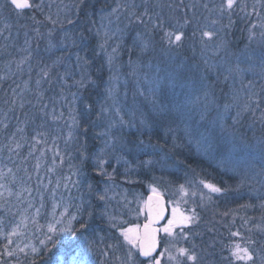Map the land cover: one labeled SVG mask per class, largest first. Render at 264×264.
<instances>
[{
  "label": "rangeland",
  "instance_id": "obj_1",
  "mask_svg": "<svg viewBox=\"0 0 264 264\" xmlns=\"http://www.w3.org/2000/svg\"><path fill=\"white\" fill-rule=\"evenodd\" d=\"M30 2L32 7L24 13L14 9L9 0H0V82L11 84L8 93L18 108L28 103L24 105L36 107L38 114L36 120L27 114L7 127L5 108L0 106L1 260L6 264H149V258L141 259L138 248L125 241L122 229L140 232L146 222L145 196L158 193L164 197L168 212L159 226L154 256L166 248L177 255L176 249L185 248L197 260L180 257L182 264H230L231 247L238 243L254 253V264H264V185L258 175L264 138L259 134L248 138L255 132L256 124L264 127V0H235L230 11L221 10L224 0ZM117 3L121 5L118 14L112 12ZM126 3L135 5V16H128L129 9L123 8ZM238 15L246 20L247 27L236 30V40L231 24ZM161 22L163 27H156ZM166 30L184 33L180 47L169 48L162 42ZM204 31L215 33L207 47L200 42ZM105 32L116 35L106 51H101L98 45ZM138 32L153 41L146 51L133 44ZM118 44L109 66L108 56ZM205 59L215 67L209 70ZM237 63L243 71L229 73L228 69ZM134 67L139 77L133 75ZM169 73L179 83L159 93L157 103L171 108L176 99L183 100L184 94L191 92L193 97L201 96L203 108L207 91L209 120L224 113L225 104L231 106L224 114V123L234 132L238 146L229 160L225 144L219 143L224 153L211 157L216 158L211 176H193L189 168L181 166L186 151L207 157L210 148L198 145V138L190 140L185 136L184 124L175 114L153 111L149 93L139 94L148 87L145 76L164 78ZM92 74L98 76L95 78L100 85ZM82 78L83 86L75 83ZM185 82L188 86L182 88L180 84ZM45 83L50 86L41 88ZM214 86L220 92L214 91ZM109 87L115 89L111 97ZM92 93L97 99L88 129L82 121L88 119L90 107L85 100ZM44 94L53 95L48 104L38 98ZM102 107L107 111L102 112ZM142 115L145 125L140 123ZM163 116L167 121L161 123ZM120 117L125 121L123 125L118 123ZM194 119L199 120V115ZM113 121L117 123L109 131L108 125ZM168 128L173 131L166 134ZM140 141L157 150L137 149ZM249 158H254L251 170L242 163ZM101 160L105 162L103 172ZM246 172L254 178L240 185ZM225 177L231 179L227 182ZM201 180L227 189L226 194H210ZM100 195L105 199L100 200ZM225 195L228 200L234 198L241 203L218 207L215 217V198ZM256 198L253 205L247 204ZM174 209L178 217L195 214V219L190 224H177L173 234L168 235L161 230L173 219ZM210 214L216 224L228 226L232 233L230 242L222 232L220 239L211 235L214 232L210 231ZM251 214L254 215L250 217ZM243 218L246 230L252 225L256 232V236H249L250 240H258L256 243L250 244L240 231L238 221ZM14 228L15 235L9 238L7 233ZM48 237H52L51 242ZM168 255L165 252L160 257L163 264H175Z\"/></svg>",
  "mask_w": 264,
  "mask_h": 264
},
{
  "label": "snow or ice",
  "instance_id": "obj_2",
  "mask_svg": "<svg viewBox=\"0 0 264 264\" xmlns=\"http://www.w3.org/2000/svg\"><path fill=\"white\" fill-rule=\"evenodd\" d=\"M10 5L14 6L15 9H26L32 7V4L30 0H9ZM235 0H224V3L221 5V10H231L234 7ZM37 8H39V5H36ZM207 7V5H205ZM121 8V5L117 3L116 8L112 9L113 13L118 14V9ZM123 8L129 9L128 11V16L133 17L135 16L134 8L135 5L131 4H124ZM143 15V14H141ZM136 20L140 21V23H143L140 17H136ZM133 21L130 19L129 23H132ZM53 23H56V21H53ZM188 22L185 21V24ZM156 27H163V23L161 22L160 24L156 25ZM183 27V26H181ZM97 35L99 36L100 33L98 32ZM115 33H112L109 35L108 32L104 33V39L103 42L98 45V48L101 51H106L108 43L115 38ZM215 38V33L212 31H204L201 35V44L207 47L208 42L213 40ZM251 38V37H250ZM162 42L166 43L169 48L175 46V47H180L184 41V33L182 31H170L166 30L164 31L163 36L161 37ZM153 41L150 39L146 38L142 33H137L136 37L133 40L134 46L140 47L141 51H146L148 50L150 44H152ZM119 47V44L117 45V48L112 49V54L108 56V63L109 66L112 65V61L114 59V55L117 52ZM220 50V46H216V51L218 52ZM80 59V57H77ZM239 59V58H238ZM85 64H87V61H84ZM132 61H129V64L132 65ZM205 65H207L208 69L211 70L215 67V65L209 64L208 60H204ZM160 69L157 67V72H159ZM243 70L240 68L239 63L236 64L234 68H229L228 72L229 73H241ZM44 75H48V72L45 71ZM133 75H136L139 77L138 70L134 67ZM228 77L226 76L225 79ZM112 79H115L113 77ZM148 84V87L144 91H140V95H144L145 91L149 93L153 97V111L161 114V115H173L175 114L176 116L179 117L180 121L184 124L183 132L184 135L187 136L190 140L192 138H198L197 139V144H204L207 145L209 148L212 147L213 142L215 141L217 144L220 142H223L226 146V149L228 151L229 155V160L232 158V154L235 152L237 148V143L235 142V134L234 132L229 131V127L225 125L224 123V114L227 113L228 109L231 107L228 104L224 105V113L218 114L215 118L209 120L208 117L210 115L209 110H208V92H204V107H200V101H201V96L196 95L193 97L191 92L185 93L183 100L176 99L172 105L171 108L166 107L163 104H159L156 102V98L159 93H161L165 88H175L179 81L177 77H175L172 73H169L166 77L161 78L160 76H153L151 78L145 76L144 78ZM76 84L83 86L84 81L83 78L81 81H76ZM37 84H39V81H37ZM180 86L187 87L188 82H185L183 84H180ZM115 89L113 87L108 88V95L111 97L113 95V92ZM252 96H249V100L251 101ZM116 102L114 101V104ZM247 105H245V109L247 110ZM101 111H107V109H104L102 107ZM120 109L117 107L116 109V115L119 116ZM195 115H199V120L194 119ZM239 115V113L237 114ZM75 122V121H74ZM236 118H233V124H235ZM117 123V121H113L108 125L109 131L112 129V127ZM118 123L120 125H123L125 121L123 120V117H120ZM141 125H145L147 123L146 119L141 118L140 121ZM149 131H151V126H149ZM173 129L168 128L165 130V133L172 132ZM106 134V133H105ZM231 137V139H229ZM175 139V137H174ZM105 146H108V142H106ZM137 149L143 150L149 147H152L153 150H157L156 146L154 145H149L145 144L143 141H140L139 144L136 145ZM101 152H103V149H101ZM121 159V158H118ZM251 159L254 158H249L245 161H242L244 164L245 168L248 170H251L253 165L251 164ZM105 162L103 160L99 161V164L101 166V172H103V164ZM145 164L151 163V161H145ZM223 163V161H222ZM261 167H260V172L259 176L261 177L260 183L264 185V148H262L261 152V161H260ZM254 177H249L247 175V172L245 175L241 178L240 185H243L245 183V180H250L253 179ZM201 184H203V187L208 189V192L211 193H217V194H226L227 189L221 188L217 186L216 184L213 183H208L204 180L200 181ZM238 185V187L240 186ZM181 189H183V185L180 186ZM155 191V189H153ZM100 200H104L105 196L100 195L98 197ZM203 198V197H202ZM150 200L152 199L151 197L149 198ZM264 207V204L261 205ZM159 216V213L157 214ZM195 219V214L192 216H177L176 210H173V219L169 220L168 224L161 230L164 233H167L168 235H172V229L177 225V224H190L193 222ZM151 223V221H150ZM83 228L84 225H81ZM67 231L72 232V229H68ZM157 230L151 229L149 224H146L144 226V232L140 233L138 229H133V228H128V229H122V235L124 236L125 241H127L129 244L132 245L133 248H138L139 254L143 257L149 258V264H163L162 260L160 257H163L165 255V252H168V260L169 261H175V264H182V261L180 260V257H186L188 261H193L195 262L197 260V257L194 253L189 254V250L185 248H178L176 249L177 255H172L171 254V249L166 248L164 251H161L159 256H153V253L157 251V240L155 236V232ZM3 232V229H0V233ZM134 233V235H130ZM15 235V228L13 229L12 232L7 233V236L10 238L11 236ZM234 236L239 235V233H233ZM49 242H51L52 237H48ZM11 239H9V244L11 243ZM43 243V241L41 242ZM251 244L252 242L249 241ZM20 251H23V249H20ZM35 252L36 249H33ZM8 256H12V252H6ZM132 252L131 250L128 252V259H132ZM231 260L230 264H235V262L240 261L243 262V264H254V253L250 251L249 247H242L240 244H235L233 247H231V252H230ZM264 259V258H262ZM83 264V262H81Z\"/></svg>",
  "mask_w": 264,
  "mask_h": 264
},
{
  "label": "trees",
  "instance_id": "obj_3",
  "mask_svg": "<svg viewBox=\"0 0 264 264\" xmlns=\"http://www.w3.org/2000/svg\"><path fill=\"white\" fill-rule=\"evenodd\" d=\"M26 10L27 9H25V10H19V11H24V13H26ZM242 16V15H241ZM240 15H238V16H236L234 19H233V24H231L233 27H235V29L232 31V34L234 35V38L237 40L238 38L236 37L237 36V29H238V32L241 30V28H244V26L243 25H245L246 27H247V24H246V20L245 19H242V17H241ZM239 37V36H238ZM235 45V44H234ZM1 53L2 52H0V65L2 64V60H3V56L1 55ZM2 57V58H1ZM95 66V65H94ZM101 73V72H100ZM91 77L97 82V85H100L101 84V82H100V80L99 79H96L95 77H97L98 78V76H94V74H92L91 75ZM46 85L47 86H50L49 85V83L47 84V83H45L43 86H41V88H46ZM10 87H11V84H9V82L7 81V82H5V81H1L0 82V106L2 105V107H4L5 109H3L4 111H5V114L7 115V120H8V123H9V125H7V127H12L13 125H12V123L13 122H16V121H20V120H23V118L27 115V114H29L30 115V119H32L33 117H35V120L37 119V115L38 114H35L36 113V107H31V108H28L29 106L27 105H24V104H28V103H24V104H21V108H18L17 107V103H16V100H14V98L13 97H11L10 96V94L8 93V90L10 89ZM88 88H90V89H93V87H91V86H89ZM48 90H49V88H47ZM214 91H219L220 92V88H216L215 86H214ZM46 92V91H45ZM44 93V92H43ZM91 95V94H90ZM34 98H36V95H34ZM39 99H40V102H44V103H47L48 102V100H50V99H53V95L52 94H47V95H45L44 94V96L42 97V96H40V97H38ZM97 99V96H96V94L95 93H92V95L91 96H87V98H86V100H85V102H86V104H88L89 105V107H90V109L88 110L89 112H88V119H86V121H82V123L83 122H85V123H83L82 124V126H86L88 129H89V125H91V123H90V121H91V117L90 116H92V114H93V110L95 109V107H94V104H95V102H94V100H96ZM43 103V104H44ZM49 103V102H48ZM47 103V104H48ZM6 104V105H5ZM42 104V105H43ZM1 108V107H0ZM165 116H163L160 120H161V123H164V121L166 122L167 120H166V118H164ZM173 122V121H172ZM174 123V122H173ZM261 129L262 130H264V127L263 128H260V127H258V124H256V127H255V132H253V133H251L250 135H249V133H250V131H248L247 133H246V135L248 136V138H250V137H253V136H255V134H259L258 136H260V137H263L264 138V131H262V134L260 133V131H261ZM1 130H5V128H2ZM258 130V131H257ZM177 131H178V129H177ZM241 131H243L242 129H241ZM257 131V132H256ZM242 133V132H241ZM180 135H181V133H180ZM243 135H244V133H243ZM247 136H245V138L247 137ZM181 138V137H180ZM248 138H246V139H248ZM182 140V139H181ZM236 143L238 144V141H236ZM217 147H221L222 148V150H223V152H221V150H219V148L216 150V148ZM186 149V148H185ZM184 152L186 151V150H183ZM225 151H226V149H225ZM217 153H221V154H223L224 153V149H223V147H222V144H217L215 141L213 142V145H212V147L210 148V154L207 156V157H201V156H199V154H193L190 150H188V151H186V155L183 157L185 160H183L184 162H182L181 163V166L182 167H187V168H189V170L190 171H192V175L193 176H196V174H199V175H203V174H207V175H209V173H210V176L212 175V171H211V169L213 168V163L212 162H214L215 161V159H212L211 157H214ZM189 155V156H188ZM209 163H210V166H209ZM205 172V173H204ZM214 172L215 173H218V171H215L214 170ZM216 175H218V174H216ZM213 178H215V179H217L216 178V176L214 175V176H212ZM226 178V177H225ZM227 179V182L231 179V177L229 178H226ZM240 180H241V178H240ZM219 182H221L220 180H219ZM224 185V184H223ZM223 185H222V187H223ZM225 187V186H224ZM228 193H231V192H228ZM217 201H215V202H217V206H214V208L213 209H215V210H213L214 212H215V217H217V209H218V207H224V208H229V207H231V206H236V205H238L239 203H241L240 202V200H239V202L236 200V199H234V198H230L229 200H228V196L227 195H225V196H221V197H217V198H215ZM258 200H257V198L254 200V201H251L250 203H247V204H250V205H253L255 202H257ZM264 209V208H263ZM243 213V212H242ZM252 215H254V214H251L250 215V217L252 216ZM249 217V218H250ZM248 218V219H249ZM245 222V218H243V221H242V219H241V221H238V225H240V231L242 230V232H243V234H244V236L246 235L248 238V242L249 241H251L252 243H256L258 240H250V238H249V236H256V232H254V231H252V225H249V229H247L246 230V223H244ZM232 224H233V222L231 223V226H232ZM245 224V225H244ZM245 226V227H244ZM210 231H212V232H214L213 234L211 233V235L214 237V236H216V237H218V239H220L219 238V234H221V232H222V234L223 235H226V241H228V242H230L231 241V231L229 230V228H228V226L225 224V223H223V225L222 224H216L213 220H212V218H211V214H210ZM0 264H6L5 262H3L2 260H1V256H0Z\"/></svg>",
  "mask_w": 264,
  "mask_h": 264
},
{
  "label": "water",
  "instance_id": "obj_4",
  "mask_svg": "<svg viewBox=\"0 0 264 264\" xmlns=\"http://www.w3.org/2000/svg\"><path fill=\"white\" fill-rule=\"evenodd\" d=\"M13 8H14V6H13ZM16 10H21V9H16ZM23 10H25V9H23ZM150 197L152 198L151 200L149 199ZM144 205H145V212H146V222L141 226L140 233H143L144 232V226L146 224H149L151 229L157 230L155 232V236L157 238V235H158L159 230H160L159 224L166 218V215L168 212L167 206L165 204V199L161 194L147 193L145 196ZM158 213H159V216H157ZM150 221H151V223H150ZM138 252H139V250H138ZM139 256L142 259L146 258V257L141 256L140 254H139Z\"/></svg>",
  "mask_w": 264,
  "mask_h": 264
},
{
  "label": "flooded vegetation",
  "instance_id": "obj_5",
  "mask_svg": "<svg viewBox=\"0 0 264 264\" xmlns=\"http://www.w3.org/2000/svg\"><path fill=\"white\" fill-rule=\"evenodd\" d=\"M155 255V253L153 254V256Z\"/></svg>",
  "mask_w": 264,
  "mask_h": 264
}]
</instances>
